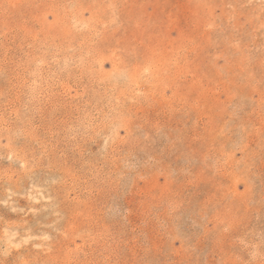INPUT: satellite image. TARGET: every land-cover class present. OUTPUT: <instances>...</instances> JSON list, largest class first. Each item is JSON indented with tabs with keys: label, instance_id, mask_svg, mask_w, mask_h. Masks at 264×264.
<instances>
[{
	"label": "rangeland",
	"instance_id": "rangeland-1",
	"mask_svg": "<svg viewBox=\"0 0 264 264\" xmlns=\"http://www.w3.org/2000/svg\"><path fill=\"white\" fill-rule=\"evenodd\" d=\"M0 264H264V0H0Z\"/></svg>",
	"mask_w": 264,
	"mask_h": 264
}]
</instances>
